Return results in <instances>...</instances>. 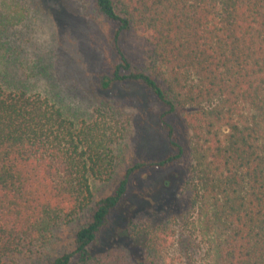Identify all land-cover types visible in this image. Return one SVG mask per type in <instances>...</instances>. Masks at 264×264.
Listing matches in <instances>:
<instances>
[{
  "label": "trees",
  "instance_id": "1",
  "mask_svg": "<svg viewBox=\"0 0 264 264\" xmlns=\"http://www.w3.org/2000/svg\"><path fill=\"white\" fill-rule=\"evenodd\" d=\"M96 3L118 60L98 77L113 97L95 120L0 81V264H264V0ZM17 12L0 11V35ZM129 85L158 107L170 152L130 165L97 198L95 180L117 172L123 107L142 103L120 94ZM176 167L174 191L112 238L133 178ZM84 219L58 251V231Z\"/></svg>",
  "mask_w": 264,
  "mask_h": 264
},
{
  "label": "rangeland",
  "instance_id": "2",
  "mask_svg": "<svg viewBox=\"0 0 264 264\" xmlns=\"http://www.w3.org/2000/svg\"><path fill=\"white\" fill-rule=\"evenodd\" d=\"M15 7L22 21L0 35V81L9 89L23 86L29 92L48 94L64 103L72 117L95 120L102 101L113 97L97 87L98 77L118 60L111 40V23L98 11L96 0H0V11L15 12ZM145 47L138 34L130 36V54L139 58ZM120 94L142 95V103L123 107L120 118L126 133L114 145L120 156L117 172L112 180H95L97 198L110 194L130 165L157 161L170 152L167 135L158 123V107L152 108L143 99L138 85L125 86ZM183 174L181 167L146 168L139 172L115 216L112 238L125 231L136 211L173 192ZM168 186L171 190H165ZM84 221L58 231V251L70 242L75 229Z\"/></svg>",
  "mask_w": 264,
  "mask_h": 264
}]
</instances>
